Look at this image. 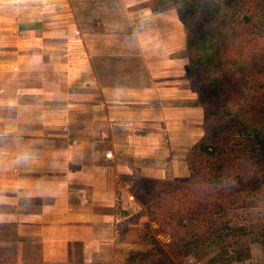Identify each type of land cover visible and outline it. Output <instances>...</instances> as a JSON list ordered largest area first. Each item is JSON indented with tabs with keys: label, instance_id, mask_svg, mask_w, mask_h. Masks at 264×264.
<instances>
[{
	"label": "crops",
	"instance_id": "crops-1",
	"mask_svg": "<svg viewBox=\"0 0 264 264\" xmlns=\"http://www.w3.org/2000/svg\"><path fill=\"white\" fill-rule=\"evenodd\" d=\"M80 2L0 0V227L58 264L136 249L133 186L187 179L202 135L168 0H89L87 17Z\"/></svg>",
	"mask_w": 264,
	"mask_h": 264
},
{
	"label": "trees",
	"instance_id": "trees-1",
	"mask_svg": "<svg viewBox=\"0 0 264 264\" xmlns=\"http://www.w3.org/2000/svg\"><path fill=\"white\" fill-rule=\"evenodd\" d=\"M168 1L194 66L202 135L184 158L187 179L155 181L153 188L143 185L135 194L148 222L133 228L136 249L127 253L133 264L205 259L214 244L210 236L233 237L242 230L230 226V213L254 207L255 197H264V133L251 130L245 120L264 112V0H225L231 9L224 13L218 12L220 0H204L214 14L207 17L206 30L215 35L208 43L199 29L184 24L189 5ZM150 224L157 226L153 234ZM251 242L264 246V235Z\"/></svg>",
	"mask_w": 264,
	"mask_h": 264
},
{
	"label": "rangeland",
	"instance_id": "rangeland-1",
	"mask_svg": "<svg viewBox=\"0 0 264 264\" xmlns=\"http://www.w3.org/2000/svg\"><path fill=\"white\" fill-rule=\"evenodd\" d=\"M80 4H77L75 8L82 9L83 14L89 16L90 11H86L87 2L89 0H81ZM87 1V2H86ZM190 8L185 17L183 18L184 24L188 28H196L199 29L205 38V43L213 41L215 39V35H210L207 32V17H214L211 9H207L204 7V0H181ZM209 1V0H208ZM95 0H93L94 3ZM166 4H170L169 1ZM219 13H224L225 10L231 9V7L225 5V0L219 1ZM154 5V4H153ZM158 6H162L161 4ZM94 12L96 8L99 6H91ZM102 6H100L101 8ZM198 7V8H197ZM201 7V8H200ZM204 7V8H203ZM201 9V10H200ZM85 15V16H86ZM86 16V17H87ZM213 22V21H212ZM113 29V28H111ZM215 34V33H213ZM127 36V37H126ZM123 37V40L127 42H131L130 33ZM207 37V38H206ZM194 66L188 62L187 64V80L192 87L193 90H196V84L194 82L195 76L193 75ZM197 92V90H196ZM197 96L198 102L200 106H202L201 97ZM247 120V125L253 131H258L264 133V112L253 113L252 115H248L245 117ZM154 182L148 181H138L136 182L134 187V195H140L143 192L142 186H147L148 188L154 187ZM139 202V201H138ZM141 205V204H140ZM142 206V205H141ZM143 207V206H142ZM143 211L144 207H143ZM161 217V216H160ZM230 226L231 227H240L242 230L237 231L233 237L228 235H223V233L219 235L210 236L209 239L214 240L213 248L211 253L203 260L199 262H195L192 258H186L182 261L181 264H264V246L259 243L251 242L252 237H260L264 235V197L258 196L255 197V205L254 207L241 210V211H233L230 213ZM157 226L154 224L149 225L150 232L153 234V230ZM12 228H9L8 225L0 227V264H58L54 258L45 257L42 262L41 258L35 256L36 248L38 245L33 243L30 247H26L25 241L22 239V236H19V230L16 231V236H14L11 232ZM134 231H130L128 235L132 236ZM124 236V237H125ZM124 237H118L119 239ZM130 238V237H129ZM158 238V236H157ZM161 242L167 241V239L158 238ZM121 242V240H120ZM126 247L134 248L136 244L126 242ZM75 247V246H74ZM70 253L69 260L65 264H81L80 251L78 246L74 248ZM27 249L31 253V257L26 256L25 252ZM114 253L112 259L109 262H100L97 261L95 264H133V261L128 257L125 250H119L114 246ZM236 254V252H238ZM241 251V252H240ZM21 253L23 258H17L16 254ZM62 252H59L61 254ZM56 254L55 250H52V256ZM239 255V257H238ZM79 256V257H78ZM239 258V260H238ZM64 260V256L61 257ZM15 260V262H14Z\"/></svg>",
	"mask_w": 264,
	"mask_h": 264
},
{
	"label": "water",
	"instance_id": "water-1",
	"mask_svg": "<svg viewBox=\"0 0 264 264\" xmlns=\"http://www.w3.org/2000/svg\"><path fill=\"white\" fill-rule=\"evenodd\" d=\"M160 236H158V238H159Z\"/></svg>",
	"mask_w": 264,
	"mask_h": 264
}]
</instances>
